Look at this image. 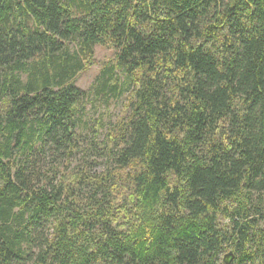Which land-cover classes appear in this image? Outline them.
I'll use <instances>...</instances> for the list:
<instances>
[{"label":"trees","instance_id":"1","mask_svg":"<svg viewBox=\"0 0 264 264\" xmlns=\"http://www.w3.org/2000/svg\"><path fill=\"white\" fill-rule=\"evenodd\" d=\"M229 252L264 264V0H0V264Z\"/></svg>","mask_w":264,"mask_h":264},{"label":"rangeland","instance_id":"2","mask_svg":"<svg viewBox=\"0 0 264 264\" xmlns=\"http://www.w3.org/2000/svg\"><path fill=\"white\" fill-rule=\"evenodd\" d=\"M113 57V53L111 50L104 48L102 46H96L95 47V60L96 64L90 66L85 71L80 73L74 82V85L81 88V89H87L90 84L92 83L94 77L97 75L98 70L100 67L109 61ZM123 97L117 98V99H110L108 101V106L103 107V105H99L96 107V112L92 113L88 110L87 117L89 118H99L98 115H102V120L107 122L109 120L113 121L117 114L120 112V107L122 103ZM89 109V106H88Z\"/></svg>","mask_w":264,"mask_h":264},{"label":"water","instance_id":"3","mask_svg":"<svg viewBox=\"0 0 264 264\" xmlns=\"http://www.w3.org/2000/svg\"><path fill=\"white\" fill-rule=\"evenodd\" d=\"M232 258H233V256H232L231 252L225 254V256L223 257V263L229 264Z\"/></svg>","mask_w":264,"mask_h":264}]
</instances>
